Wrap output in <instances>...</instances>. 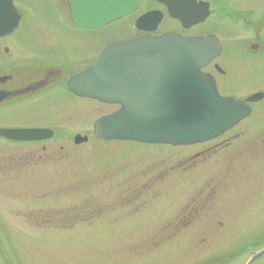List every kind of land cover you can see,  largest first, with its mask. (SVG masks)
Listing matches in <instances>:
<instances>
[{
  "label": "rangeland",
  "instance_id": "rangeland-1",
  "mask_svg": "<svg viewBox=\"0 0 264 264\" xmlns=\"http://www.w3.org/2000/svg\"><path fill=\"white\" fill-rule=\"evenodd\" d=\"M14 2L19 30L29 29L14 41L64 39L71 22L60 0ZM233 33L225 25L226 43L245 35ZM216 62L228 77L203 69L228 80L225 93L264 92V57L227 43ZM91 103L48 122L63 136L57 156L18 174L0 170V264H243L264 247V126L253 131L264 125V98L222 146L219 137L176 146L97 139L94 119L115 106ZM20 108L2 109L0 121L53 120L40 107ZM76 131L88 141L68 140Z\"/></svg>",
  "mask_w": 264,
  "mask_h": 264
},
{
  "label": "flooded vegetation",
  "instance_id": "flooded-vegetation-1",
  "mask_svg": "<svg viewBox=\"0 0 264 264\" xmlns=\"http://www.w3.org/2000/svg\"><path fill=\"white\" fill-rule=\"evenodd\" d=\"M60 1L71 22L69 29L65 30L64 39L58 35V39L48 42L14 41L15 36L29 31L27 28V30H19L22 13L14 0L12 3L20 16L19 21L11 31L0 35V115L6 114L5 111H1L2 109L17 108L20 110L22 106L40 107L41 113L46 116L51 112L54 113L51 114L53 116L51 121H0V129L36 128L47 130L43 132V136L32 139L0 135V148L12 145L9 148V153L0 151V153H4L0 155V170L2 172L13 170L18 174V171L22 169L23 172L28 170L32 164L45 162L48 157L57 156L58 142L63 140V136L57 135L55 125H48V122L56 121L57 112L78 111L81 108V100H87L90 104L98 102L104 105H113L115 106L113 110L119 108V104L105 103L95 98L80 96L68 87L69 79L90 65L96 59L100 49L111 41L131 37L155 38L166 34L201 39L216 38L220 46L219 53L205 67L211 66L222 78H225L226 75L228 77L229 72L216 60H219L224 53V46L227 43L233 44L241 53L251 59L264 57V0H123L121 6L125 12L99 27L75 24L71 19L69 0ZM79 3L86 4V1H79ZM76 9L84 14L94 11V9L82 6H78ZM176 14L183 16L180 18ZM225 25L231 27L236 35L240 32L245 35L238 36L236 39L233 37L234 40L226 43L224 41ZM33 30L36 35L41 33L43 36L52 38L50 33L45 34L50 30L38 28ZM203 71L206 70L203 69ZM215 81L218 91L220 87L224 91L228 80L221 82L215 78ZM255 92L263 91L255 90L243 97L228 94L225 91L220 94L246 101L247 96ZM263 98L264 92L260 100ZM258 101L248 103L251 108L250 114L253 112L254 104ZM236 125L218 136L220 139L216 145L221 144L222 146L237 137V133L230 134ZM263 126H256L253 131H257ZM92 133L95 137L93 123ZM76 134L81 133L77 131L72 133L68 136V140L71 137L74 140ZM86 141H88V137ZM59 148L61 149L62 146ZM194 220L195 216L184 218L187 223Z\"/></svg>",
  "mask_w": 264,
  "mask_h": 264
},
{
  "label": "water",
  "instance_id": "water-1",
  "mask_svg": "<svg viewBox=\"0 0 264 264\" xmlns=\"http://www.w3.org/2000/svg\"><path fill=\"white\" fill-rule=\"evenodd\" d=\"M122 1L69 0L71 19L79 26H101L125 12ZM78 6L94 11L84 14L76 9ZM19 18L12 0H0V35L11 31ZM219 50L216 38L166 34L120 39L105 45L93 63L69 79L68 87L78 95L120 105L94 121L96 137L173 145L204 142L250 113L245 102L220 95L214 77L201 70ZM262 95L254 93L246 100L257 101ZM45 131L0 129V135L32 139L43 136ZM86 140L79 134L74 138L75 143ZM262 255L264 247L244 264Z\"/></svg>",
  "mask_w": 264,
  "mask_h": 264
}]
</instances>
